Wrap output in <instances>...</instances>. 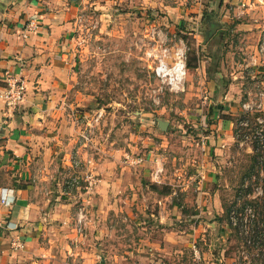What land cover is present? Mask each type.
I'll return each mask as SVG.
<instances>
[{"label": "crops", "instance_id": "obj_1", "mask_svg": "<svg viewBox=\"0 0 264 264\" xmlns=\"http://www.w3.org/2000/svg\"><path fill=\"white\" fill-rule=\"evenodd\" d=\"M133 1L0 0V89L7 71L24 77L27 86L24 100L14 108H9L0 98V264H186L184 249L188 247L197 250L206 264H217L212 261V255L217 259L219 250L213 246L224 239L225 233L215 232L217 220L213 216H222L225 208L218 189L220 172L213 162L206 159L199 163L197 170L201 174L181 176L185 205L174 200L177 192L171 187L168 194L157 193L152 197L153 204L121 207L116 201L122 189L125 192L123 184L132 182L131 170L145 172L150 167L143 162L131 165L126 155L136 157L135 152L142 151L147 139L139 140L138 144L128 143L126 149L112 142L102 147L104 155L95 157L89 144L94 141V147L100 148L96 139L90 142L81 139L86 123L79 107L93 95L83 90L79 80L83 68L75 44L76 31L89 8ZM136 1L161 6L168 14L162 15L160 23L170 30L180 26L185 30L182 32L197 41V46L191 49L198 57V64L188 66V73L196 69L205 73L204 78L210 75V79H221L220 69L227 62L234 64V69L243 67L244 58H235L242 54L259 55L264 65V55L258 52V45L264 39V2ZM243 1L246 6H241ZM31 21L37 27L27 31ZM232 78L236 81L238 77ZM224 98L234 100L235 95L227 92ZM207 116L220 121L206 135L205 149L223 150L229 139L236 138L234 119L237 117L230 114L224 117L220 110ZM84 162L100 176L95 199L105 203L91 210L92 215L102 218L93 219L91 231L95 229L97 239L93 237L90 241V251L83 248L87 240L70 244L67 239L70 228L75 232L76 227L71 222V207L65 200L77 197L78 192L60 187L65 180L62 171L78 168ZM174 181L171 178L165 183L172 186ZM3 193L8 203L2 202ZM147 197L142 192H127L124 201ZM116 215L126 216L130 227H135L141 235L136 240L129 236L128 241L118 243L103 238L105 230L107 235H112L113 229L106 227ZM138 215L145 217L139 221ZM181 217L190 221L189 230L179 228ZM222 227L226 228L224 224ZM199 239L205 244H199ZM16 241L22 246H15ZM121 244L123 248L119 249Z\"/></svg>", "mask_w": 264, "mask_h": 264}, {"label": "rangeland", "instance_id": "obj_2", "mask_svg": "<svg viewBox=\"0 0 264 264\" xmlns=\"http://www.w3.org/2000/svg\"><path fill=\"white\" fill-rule=\"evenodd\" d=\"M162 10L159 5H142L134 0L128 4L113 3L107 8H89L85 13L82 26L76 31L75 44L79 63L82 64L80 67L83 68L79 80L83 90L93 96L85 99V103L79 107L83 110L82 117L86 123L83 125L81 139L85 142L96 139L101 150L94 147V141L89 144L94 157L96 154L104 155L102 147L112 142L116 147L120 145L125 148L128 143L138 144L139 140L147 139L142 151L135 152L136 157L126 155V161L129 160L131 165L143 162L150 167L145 172L131 170L132 182L130 185L123 184L125 192L122 189L116 201L117 206L121 207L153 204L155 198L152 197L157 193L168 194L172 191L171 187L177 192L174 200L185 205L186 197L181 195L184 192V178L181 176L201 174L197 170L199 163L206 159L213 162L220 172L218 189L225 208V213L222 216L214 215L213 220H217L215 232L224 230L225 234L224 239L216 241L213 246H216L219 254L216 259L211 253L212 261L217 264H264V123L253 124L251 122L255 120L252 118H246L247 122L243 119L245 134L238 140L229 139L222 147L223 150L207 152L204 142L206 135L211 134L212 126H217L220 121V118H208V113L220 110L224 117L228 114L237 118L244 116L241 104L250 92H256L254 80L244 66L234 69V64L227 62L224 69H220L221 79H210L208 75V80L204 78L203 71L190 69L185 91H170L154 74V57L146 53L153 24L170 37L175 34L184 38L189 50L197 46V41L192 35L182 32L184 28L180 26L170 30L166 24L160 23L162 15L168 14ZM235 58H244V64L247 55H237ZM233 75L238 77L237 82L232 78ZM232 83L238 84L232 87ZM227 92L234 93L235 99H225ZM225 109L228 113H223ZM161 121L168 122L167 129L161 128ZM84 164L62 171L65 180L60 187L63 189L65 186L69 191L78 192L77 197L65 200L71 207V222L75 227L80 207L86 208L89 215L85 231L81 234L70 228L67 239L70 244L87 240L83 248L90 251V241L93 237L97 239L95 229L91 231L93 219L102 218L101 215H92L91 210L105 203H98L95 199L100 180L93 189L86 187L83 178L94 171ZM157 168L161 170L158 176L155 175ZM96 176L101 179L99 175ZM171 178L175 179L172 186L165 183ZM134 191L145 193L147 199L126 198L127 202L126 199L124 201L127 192ZM232 210L238 212L239 227L231 223ZM125 217L116 215L115 220L110 221L106 227L113 229L112 235H107L105 230L103 238H111L116 243L128 241L129 236L136 240L141 233L134 229L135 224L134 228L130 227ZM144 217L138 215V220ZM188 223L190 221L181 217L178 226L182 230H189L191 226ZM223 224L226 228L222 227ZM198 242L205 244L201 239ZM122 248V244L119 245V249ZM184 250L186 264H196L194 258L197 250L190 247Z\"/></svg>", "mask_w": 264, "mask_h": 264}, {"label": "built area", "instance_id": "obj_3", "mask_svg": "<svg viewBox=\"0 0 264 264\" xmlns=\"http://www.w3.org/2000/svg\"><path fill=\"white\" fill-rule=\"evenodd\" d=\"M258 2H264V0H249L248 4H254ZM246 2H241V6H246ZM37 26L33 21L29 24L27 31L35 29ZM24 36H27V32H24ZM150 46L146 53L154 57V74L163 82V84L175 93L184 92L186 77L188 75V52L189 46L184 38H180L174 34V36H168L166 33L153 24L151 32ZM258 52L262 56L264 55V39L258 45ZM243 66L250 72L252 79L254 80L256 92L252 94L250 92L246 100L241 104V108L244 115L253 116L258 113L256 120L257 123H264V65L259 55H248L246 62ZM258 66H262V69H257ZM22 76H18L10 71L5 72L3 87L0 89V98L3 99L9 108L18 106L25 98L27 92L26 81ZM248 119V117H246ZM246 120V119H245ZM247 122V120H246ZM244 123V120L243 122ZM241 123V125H242ZM161 170L157 168L155 175L158 176ZM83 180L87 183L86 187L91 190L99 182L98 177L94 173H89ZM2 202L8 203L5 194L3 193ZM250 209V208H247ZM76 230L79 233H83L88 224V212L86 208L80 207L76 216ZM231 223L239 227L238 212L232 210L230 214ZM15 246L21 247L22 243L16 241ZM196 264H205L204 259L201 257L198 251L195 252Z\"/></svg>", "mask_w": 264, "mask_h": 264}, {"label": "trees", "instance_id": "obj_4", "mask_svg": "<svg viewBox=\"0 0 264 264\" xmlns=\"http://www.w3.org/2000/svg\"><path fill=\"white\" fill-rule=\"evenodd\" d=\"M188 55H189V60H188V66L190 67V66H193V67H195V66H197V61H198V57H197V55L194 53V51L193 50H189V52H188ZM259 114L258 113H256V114H253V116H250V117H248L249 118V120L252 118L253 120H255V121H252L251 123H253V124H255V123H257V120H256V118H257V116H258ZM243 119H246V116L244 115V116H242V117H238V118H236V119H234L235 120V136H236V139L238 140L239 138H240V136H243V134H245V127H243V125H241V123L243 122ZM155 185V184H154ZM155 187V186H154Z\"/></svg>", "mask_w": 264, "mask_h": 264}, {"label": "water", "instance_id": "obj_5", "mask_svg": "<svg viewBox=\"0 0 264 264\" xmlns=\"http://www.w3.org/2000/svg\"><path fill=\"white\" fill-rule=\"evenodd\" d=\"M160 126H161V128H163V129H167V127H168V122H167V121H166V122L161 121V122H160Z\"/></svg>", "mask_w": 264, "mask_h": 264}]
</instances>
